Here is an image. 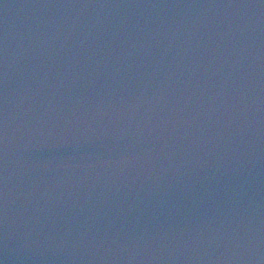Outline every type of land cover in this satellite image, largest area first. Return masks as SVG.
<instances>
[{"label": "water", "instance_id": "obj_1", "mask_svg": "<svg viewBox=\"0 0 264 264\" xmlns=\"http://www.w3.org/2000/svg\"><path fill=\"white\" fill-rule=\"evenodd\" d=\"M0 264H264V0H0Z\"/></svg>", "mask_w": 264, "mask_h": 264}]
</instances>
